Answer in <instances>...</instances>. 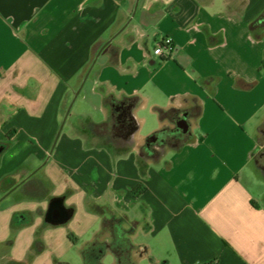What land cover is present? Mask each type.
<instances>
[{"label": "crops", "instance_id": "crops-1", "mask_svg": "<svg viewBox=\"0 0 264 264\" xmlns=\"http://www.w3.org/2000/svg\"><path fill=\"white\" fill-rule=\"evenodd\" d=\"M135 3L0 0V144L9 142L0 197L18 184L0 201V264H70L68 231L90 235L84 257L101 230L99 205L140 220L137 264H264V175L255 165L264 27L251 28L264 0ZM164 36L172 49L156 54ZM80 87L75 118L51 148ZM160 109L173 111L162 119ZM108 118L114 141L79 123ZM175 119H185L187 131L177 127L187 137L170 138L155 157L150 142ZM55 197L68 220L50 219Z\"/></svg>", "mask_w": 264, "mask_h": 264}, {"label": "trees", "instance_id": "trees-1", "mask_svg": "<svg viewBox=\"0 0 264 264\" xmlns=\"http://www.w3.org/2000/svg\"><path fill=\"white\" fill-rule=\"evenodd\" d=\"M264 27V12L251 23L252 30ZM261 68H264V59L261 63ZM111 99L106 100V106H112ZM173 110L160 109V117L166 119ZM135 122V119H134ZM80 126L91 130L92 132L105 136L110 141L116 140V136L113 135L111 127L115 124L112 118H108L102 123H96L93 121L80 120ZM159 131L155 134L154 138L164 134ZM12 137L11 133H8V138ZM9 142H6L7 146ZM145 186L143 183H139L134 187L133 193L139 195ZM102 214V225L98 238L84 250V258L86 264H104L102 259L108 252H112L115 255V264H137L133 252L136 251L137 246L132 240V234L137 226L140 224L139 219L130 220L124 213H119L112 209L110 206L99 205L98 206ZM108 235L107 239H99ZM165 264V263H164Z\"/></svg>", "mask_w": 264, "mask_h": 264}, {"label": "rangeland", "instance_id": "rangeland-1", "mask_svg": "<svg viewBox=\"0 0 264 264\" xmlns=\"http://www.w3.org/2000/svg\"><path fill=\"white\" fill-rule=\"evenodd\" d=\"M72 100L70 101L69 105L71 104ZM77 105H78V102L74 101V103L72 104V107L70 108V111L68 113L69 115H67V117H66V120H65L63 129L67 128L70 125L71 121L75 118L74 117V111L77 109ZM141 114H143V113H141ZM149 115L150 114L147 113V120H146V122L142 123V126L140 128V132L141 133L147 132L149 130V128H150L149 126L151 124V119L149 118ZM142 116H144V115H142ZM64 118H65V116L63 117V119H62V121H61V123L59 125V128H60V126H61ZM98 118H100V116L97 117L96 114L93 115V119L94 120H97ZM58 131H59V129H58ZM58 131H57V133H58ZM177 132H180V134H183V136L180 135L178 138L171 137L172 134H175ZM182 132L183 131L177 127V125H176V119H175L172 128H168L167 130H165L164 136L157 137L155 139V142L158 143L159 145H162L163 146V147L161 146L162 148H160V149H163L165 146L166 147L167 146H171L172 143L169 142V141H171L170 138L173 141V145H176L183 138L187 137V134H184ZM169 135H171V136H169ZM54 141H55V139H54ZM54 141L52 143L51 148L53 147ZM144 149L145 150H142V153L145 155V154H147L148 151H146V146L144 147ZM153 155H155V157H156L157 156V153L156 154L153 153ZM37 175H40V172H38ZM87 238H90V235L87 234V235H85V237L82 238V240L78 241L76 239V235L73 232L68 231V240L72 243L71 250L69 251V253L67 255L68 256V262H70V264H86L85 258L83 257L81 251H83V249H84V245L82 244L83 239H87ZM138 240H140V239L137 238L136 241H138ZM133 255H134V258L137 259L140 254L136 250V251L133 252ZM113 260H114L113 256L108 253L106 255L105 259H104V262L106 264H114L113 263ZM140 263L141 264H151L149 257H143V259L141 260ZM159 264H164V263L163 262H160Z\"/></svg>", "mask_w": 264, "mask_h": 264}, {"label": "water", "instance_id": "water-1", "mask_svg": "<svg viewBox=\"0 0 264 264\" xmlns=\"http://www.w3.org/2000/svg\"><path fill=\"white\" fill-rule=\"evenodd\" d=\"M138 3H139V0H136V3H135V10H136V8H137V6H138ZM87 76H88V74L85 76V79L87 78ZM81 87H82V86H81ZM81 87H80V88L77 90V92L75 93V96H74V98H73L71 104L69 105V107H68V109H67V112H66V114H65V118H64V120H63V122H62V124H61V126H60V128H59V131H58L57 135H56V138H55V141H54L53 147H54V145H55V143H56V141H57V139H58V137H59V135H60V133H61V131H62V129H63V126H64V123H65L66 117H67V115H68V113H69V111H70V108L72 107V104H73V102H74L76 96H77L78 93L80 92ZM178 124L183 128L184 131H187V129H188V124H187V122L185 121V119H181V120L179 121ZM134 131H135V130H134ZM134 131H133V133H134ZM133 133H132V134H133ZM53 147H52V148H53ZM5 148H6L5 145L0 144V155H1V153L5 150ZM51 150H52V149H51ZM38 169H39V168H38ZM38 169L34 170L32 173H35ZM17 185H18V184H16L14 187H12L11 189H9V190H8V191H7L2 197H0V201H1L6 195H8L13 189H15V188L17 187ZM58 201H63V197H55V198L52 199V203H51V207H50V211H49V217H50L51 220H54V217L57 218L58 216H60V217H59V218H61L60 220L66 221V220H68V218L72 215V211H71L70 209L66 208L64 205L61 206L60 204H58ZM52 217H53V218H52Z\"/></svg>", "mask_w": 264, "mask_h": 264}, {"label": "flooded vegetation", "instance_id": "flooded-vegetation-1", "mask_svg": "<svg viewBox=\"0 0 264 264\" xmlns=\"http://www.w3.org/2000/svg\"><path fill=\"white\" fill-rule=\"evenodd\" d=\"M178 124V120H176V125ZM160 136H164V134L159 135ZM259 139H261L262 141H264V120L263 123L259 129V135H258ZM151 145H149V149L151 148V152H153L154 154H158L159 152H161L163 146L159 145L158 143H152L150 142ZM162 146V147H161ZM146 148H148L146 146ZM255 165L258 168L259 172L261 174L264 175V145L262 147V149L257 153L256 157H255Z\"/></svg>", "mask_w": 264, "mask_h": 264}, {"label": "built area", "instance_id": "built-area-1", "mask_svg": "<svg viewBox=\"0 0 264 264\" xmlns=\"http://www.w3.org/2000/svg\"><path fill=\"white\" fill-rule=\"evenodd\" d=\"M173 45V40L169 36L162 37L156 45L155 53L164 55L165 53L169 54Z\"/></svg>", "mask_w": 264, "mask_h": 264}]
</instances>
